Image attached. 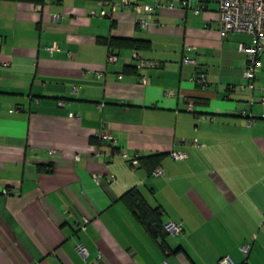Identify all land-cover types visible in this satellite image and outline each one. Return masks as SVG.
<instances>
[{
  "label": "crops",
  "instance_id": "0c3cea01",
  "mask_svg": "<svg viewBox=\"0 0 264 264\" xmlns=\"http://www.w3.org/2000/svg\"><path fill=\"white\" fill-rule=\"evenodd\" d=\"M147 1L140 28L98 0H0V264H264V52L256 88H242L250 36L221 32L217 0L197 13L199 0ZM109 37L144 40L160 66L127 47L106 63ZM203 71L206 87L192 80ZM118 151L161 153L163 173ZM133 187L181 223L166 247L122 201Z\"/></svg>",
  "mask_w": 264,
  "mask_h": 264
},
{
  "label": "built area",
  "instance_id": "2783aa9c",
  "mask_svg": "<svg viewBox=\"0 0 264 264\" xmlns=\"http://www.w3.org/2000/svg\"><path fill=\"white\" fill-rule=\"evenodd\" d=\"M174 1L177 0H169L167 3L168 8L174 7ZM199 5L195 9V13H197L201 9V5L204 0H199ZM98 3L101 6H107L111 12H114L116 9L129 7L133 11V13L137 16L134 23L140 28H146L149 23L145 18L140 17L142 13L149 14L153 10V6L148 3L147 0H99ZM218 4V22L219 28L223 34H228L231 32H244L250 36L249 44H241L239 49L245 54V68L243 72L244 78H246L247 82L245 85H241L240 87H249L250 89L256 88L254 84V79L256 77V73L261 68V54L264 52V0H217ZM94 14V12H91ZM100 15L105 16L106 10L101 9ZM45 49L52 54L54 51H58L59 47L56 43L45 46ZM118 59V55L114 52H108L106 56V63H115ZM131 59L136 62L138 67L145 68H156L160 66V62L147 59L143 57L139 50H133L131 52ZM184 62L193 63L194 60L184 58ZM3 65H8V62H3ZM97 77L101 76V73H96ZM121 77V76H120ZM196 83L201 86L206 87V76L205 72H200L198 75L192 78ZM146 79L144 77L141 78V83L145 84ZM259 92H262L264 89V84L261 86H257ZM261 101H264V96H260ZM188 110H192V106L189 105L187 107ZM72 116H79L78 114H71ZM100 137L107 139L112 146H114V139L111 135H109L105 130L100 132ZM183 142V141H182ZM192 145H197L196 141L191 142ZM119 153V155L128 160L130 166L134 168L137 166L138 161L136 159V155L132 158H128L125 152H114V154ZM170 155L174 159H183L186 154L183 151L172 150ZM152 173L156 175H161L163 171L159 166L155 167ZM114 176L112 174L108 175L105 178V182L113 180ZM2 193L7 194L8 191L6 189L2 190ZM88 222V218H83L81 228L83 224ZM164 228L168 233L177 234L182 231V225L180 222L167 221L164 224ZM254 238V235H252ZM77 251L82 257H86L87 249L84 245L78 244ZM251 249V243L245 242L240 246V251L244 257H247ZM161 264H167L163 262ZM218 264H236L233 260H231L228 256H223L218 260Z\"/></svg>",
  "mask_w": 264,
  "mask_h": 264
},
{
  "label": "trees",
  "instance_id": "16d2710c",
  "mask_svg": "<svg viewBox=\"0 0 264 264\" xmlns=\"http://www.w3.org/2000/svg\"><path fill=\"white\" fill-rule=\"evenodd\" d=\"M31 3H43L44 0H22ZM99 1V0H98ZM107 45L108 52H114L118 55V49L123 47L131 48L133 50L143 49L147 46L144 40L134 38H122V37H109L104 41ZM159 154H149L144 156H136L138 163L149 166L148 169L153 170L159 165L161 158ZM122 201L126 204L129 210L132 212L134 217L139 223L144 225L150 235L158 240L161 246H165L164 238L168 232L164 228V223L161 219V210L157 207H150L145 201L140 191L133 187L128 189L122 196Z\"/></svg>",
  "mask_w": 264,
  "mask_h": 264
},
{
  "label": "rangeland",
  "instance_id": "374dc122",
  "mask_svg": "<svg viewBox=\"0 0 264 264\" xmlns=\"http://www.w3.org/2000/svg\"><path fill=\"white\" fill-rule=\"evenodd\" d=\"M166 236H174V234L168 233V234H166Z\"/></svg>",
  "mask_w": 264,
  "mask_h": 264
}]
</instances>
